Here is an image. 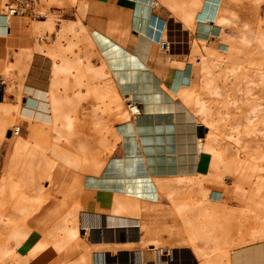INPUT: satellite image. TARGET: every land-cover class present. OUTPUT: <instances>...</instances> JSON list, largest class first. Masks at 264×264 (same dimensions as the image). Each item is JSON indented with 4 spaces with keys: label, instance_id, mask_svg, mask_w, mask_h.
Returning a JSON list of instances; mask_svg holds the SVG:
<instances>
[{
    "label": "rangeland",
    "instance_id": "374dc122",
    "mask_svg": "<svg viewBox=\"0 0 264 264\" xmlns=\"http://www.w3.org/2000/svg\"><path fill=\"white\" fill-rule=\"evenodd\" d=\"M9 1L11 0H0V11L6 7ZM84 1L35 0L33 12L12 15L11 34L7 37H0L1 101L5 104H13L17 98L18 90L19 103H21L27 96L23 85L30 69L35 68L36 72H40V74L49 70L53 78L54 63H61L63 54L70 60L81 57L80 64L68 65L65 70L69 73H71L70 70L77 73V69L81 68L80 72L83 78L80 84H76L74 75L70 74L67 81H61L62 83L59 85L62 91L66 90L71 96L75 90L83 93L87 91L83 95L85 99L82 103L86 109L90 106L87 103L88 100H93L99 104L102 113H105L106 110L113 113L114 123L124 118L121 112H125V101L118 91L116 93L114 84L108 89L99 87L91 90L87 86V82L96 83L98 79L110 80V76L105 72L100 59L89 51L91 45L87 42L83 31L87 28L84 26L86 12ZM159 2L167 7V10L173 15L172 17L178 18L180 21L183 17L186 18L193 13L195 25L201 23V20L215 24V37L220 46L211 44L212 50L207 55L211 60L203 61V76L200 72V63L194 60L196 86L189 94L186 93L185 98L191 108L198 110L197 101H201L212 109V120L215 122V126L211 127L204 123L202 137L205 138V143L208 142L216 146L222 158L219 155L215 165L208 171L204 163L203 174L195 179L192 190L188 188L178 190L174 195L176 199H173L172 202L162 195V201L165 204L163 207L154 209V207L145 206L139 211L145 212L147 216L145 223H147V227L152 228V237L158 235L166 243L169 242L171 235H177L179 239L189 236V239L194 243L201 242V238H193V235H196L201 227L200 224L213 230L219 237L220 246L194 248L195 259L199 262H206V264H223L225 262L224 254L227 255L232 248L241 243L257 241L260 236L264 237V127L259 123L256 128L262 129L263 132L252 131L247 127L245 120L240 123L239 116H237L239 112L232 104L234 97L239 99V102L240 99L245 98L242 92L247 88L245 86L252 84L250 83L252 81L255 82L252 85L255 91L259 93L264 91V0H161ZM190 11L191 13H189ZM47 19H50L52 23H42V20ZM168 24L172 28L170 22ZM195 54L197 53L195 52ZM36 59L38 61H35ZM89 59L95 65L97 64L96 69H94L95 67L91 68L94 70L92 72L87 70ZM210 66H212L211 70L208 69ZM242 70L244 71L242 72ZM237 73L238 77L236 78ZM248 74L252 77H249ZM95 76L98 79L94 78ZM244 82L246 83L244 84ZM18 84L20 87L17 89ZM218 90L224 95L229 94L225 102L218 94ZM233 92L236 93L234 97ZM118 96H121L122 99ZM195 96H197V104ZM76 105L77 103L71 102L64 106L68 112L72 113L77 111ZM118 105L120 107H117ZM248 105L249 103L245 104V106ZM4 113L2 107L0 109L1 118ZM200 117L201 114H199ZM65 119L67 127H77L78 122L70 126L68 119ZM9 125L7 124L6 128H9ZM15 126L11 128L13 129ZM58 129H63V125L59 121L54 123L53 139V129H48V142L52 146L47 154L51 159L48 164L49 177L60 176L64 170L68 171V176L63 177L62 175L59 179H49V177L13 179L16 182L14 192H9L7 197L0 201V244H9L14 253L18 251L25 255L27 250L15 247L14 239L8 237V233L11 232L9 230L18 227L30 231L32 227L41 224L43 214L48 210H50L49 213H53L54 208L63 209L68 213L75 211L79 227V207L73 197L76 192L74 186L78 187L80 182L82 186V179H70L71 168L86 170V168L84 169L85 163L90 161V155H92L90 147L97 146L98 149H102L104 146L100 141L99 131L94 127L80 128L81 131L72 140L65 138L56 140ZM21 135L24 138L28 137V133L24 129L17 136L21 138ZM87 140L89 144H87ZM114 142L113 148L115 152L119 153V143L117 140ZM2 146L3 162L7 152L4 142ZM208 146L211 150L210 157L213 159L216 153L210 144ZM113 148L101 151L102 155L106 158L109 151L114 150ZM53 149L57 156L52 155ZM205 156L207 157V155ZM221 159L222 161H220ZM208 173L209 176H207ZM78 176L82 177L79 170ZM204 177L219 179L217 184L220 180L225 184L223 188H225V198L229 206L225 207V210L216 217H204L200 211L193 208L194 203H199L205 197L202 189L197 185V182ZM204 182L207 185L212 180L204 179ZM187 192H192L193 195L191 196ZM180 203H184L185 207L180 209ZM139 211L131 213L138 216ZM7 217L11 218V223L4 222L3 219ZM186 217H192L195 221L204 220V222H200L198 226L196 223L185 221ZM56 218L59 217L50 214V220ZM38 250L41 249L37 248L36 251ZM9 261V257H7L0 261V264H10ZM41 262L43 264L45 260L42 259ZM14 264L29 263L27 258H24Z\"/></svg>",
    "mask_w": 264,
    "mask_h": 264
},
{
    "label": "crops",
    "instance_id": "0c3cea01",
    "mask_svg": "<svg viewBox=\"0 0 264 264\" xmlns=\"http://www.w3.org/2000/svg\"><path fill=\"white\" fill-rule=\"evenodd\" d=\"M159 1L161 0L84 1L86 3L84 26L87 28L83 31L87 42L91 45L89 51L100 59L105 72L110 76V80L107 79L105 81L99 80L95 76L94 78L98 79L96 83L87 82L89 89H98L99 87L108 89V87H113L114 84L116 93L118 91L106 59L102 56L101 50L98 49L100 46L93 33H91V30H98L120 42L127 50L143 59L164 82H168L170 78L176 80L177 85L173 86L176 97L191 108L187 104L185 96L187 92L189 94L196 86L194 60L200 63V72L203 76L204 62L202 57L210 54L212 50L211 44L214 45L213 41L217 40L215 27L212 23H197L195 25L192 14L186 18L183 17L182 21H180L178 18L172 17L173 15L167 10V7ZM3 11L4 9L0 11V26L2 27H0V37H7L12 32L10 26L12 16L9 18V24L7 25L8 18L7 21L1 18V14H4L1 13ZM169 22L172 28L169 27ZM42 23L51 24L52 21L47 19L42 20ZM93 39L96 43H94ZM215 44L220 46L219 42ZM204 46L206 47L205 49ZM61 56L62 62L54 63V77L52 78L49 70L47 72L44 71V75H42L44 86L49 88L47 100L48 109L53 119L52 122L46 123L40 118H32L20 113L21 107L28 100L26 99L28 98V93L24 89L26 80L23 90L27 96L21 103H19L18 90L17 98L13 104H5L0 100V109L3 107L5 111L2 118L0 114V172L3 174L0 201L4 200L9 192H14L16 182L13 179H44L49 177L48 164L51 159H49L47 154L52 146L48 142V129H53V139L54 123L59 121L63 125V129H58L56 132V140H61L62 138L72 140L75 135L79 134L80 128H83L81 121L84 119L83 115L92 109L93 104L99 107L101 116L113 120V113L108 110L105 113H101V107L93 100H88L87 103L90 106L86 109L82 103L85 99L83 95L87 91L83 93L75 90L73 96L69 95L66 90L62 91L59 85L62 83L61 81H67L70 74L74 75L76 84L82 82L83 75L80 72L81 68L77 69V73H74L73 70H70L71 73L65 70L68 65L80 64L81 57L70 60L63 54ZM87 63V70H90V72L93 70L91 68H97V64L95 65L90 59ZM61 76L63 77L61 78ZM43 78L46 79L44 80ZM19 87L20 85L18 84L17 89ZM121 96L123 97V95ZM121 96L118 97L122 99ZM196 100L197 96H195V103ZM71 102L77 103V111L75 110L72 113L68 112L64 106ZM81 105L85 108L84 112L80 111ZM117 107L120 106L118 105ZM116 109L114 110V117ZM66 113L76 121L79 119L76 128L66 126ZM7 124H10L9 128H6ZM15 125H18L21 130L24 129L28 133V137L24 138L21 135L20 138L17 136L20 133H11V127ZM90 127H94V125H90L88 129ZM87 135L90 134L87 133ZM3 142L7 153L2 162ZM208 144H210L216 155L212 160L208 159L209 157L204 158L207 171L215 165L217 158L221 155L216 146L211 143ZM96 149H98L97 146L90 147L92 152L96 151ZM52 155L57 156L54 149L52 150ZM220 158H222V155ZM85 168L86 166H84ZM78 170L82 173L81 178L78 176ZM71 171L70 179H82V186L81 182L78 187L77 185L74 186L76 192L73 197L79 207V227L75 211L74 213H68L63 209L54 208V212L49 213L50 210H48L43 214V218L40 221L41 224L32 227L30 231L18 227L9 230L11 232L8 233V237L14 239L15 247L24 248L27 252L25 255L20 254L18 251L14 253L13 248L9 244L3 243L0 244V261L9 257L10 264L18 263L20 259L24 258H27L29 264H42V259L45 260L43 264H206V262H199L195 259L193 249L220 246L219 237L214 231L200 224L204 220L195 221L192 217H186L184 220L193 222V224L196 223L198 226L200 224L202 228L198 229L193 238H201V242L194 240L196 241L194 243L189 239V236H183V238L179 239L177 235H171L167 243L158 235L152 237L151 233L153 230L150 226L147 227V223H145L147 216L145 212L139 210H142L145 206L160 209L165 205L162 197L159 201H154L112 191L87 188L86 183L84 184V175L87 169L82 171L73 167ZM67 172L65 170L60 176H68L69 173ZM209 175L208 173L207 176ZM60 176L49 177V179H59ZM204 179L212 180V182L206 185ZM218 180L204 177L197 182V185L201 184L200 188L202 187L205 197L199 203H194L193 208L200 211L204 217H216L225 210V207L229 206L225 198V188H223L225 184L221 180L217 184ZM175 184L178 190L184 187L191 190L194 186V182L185 186L179 183ZM177 189L173 195L176 194ZM211 190L222 193V199L220 201L210 199L209 192ZM187 193L191 196L193 195L192 192ZM173 195L169 198L164 194L170 202L176 199ZM173 205L175 206L174 203ZM179 207L182 209L185 204L180 203ZM138 211V216H134L131 213ZM50 214L57 215L59 218L50 220ZM3 220L6 224L12 222L10 217ZM259 240H264V237L260 236ZM236 247L232 248L227 255L224 254L225 262L223 264H233L232 252ZM37 248L41 250L36 251ZM8 253L10 254L7 255Z\"/></svg>",
    "mask_w": 264,
    "mask_h": 264
},
{
    "label": "bare ground",
    "instance_id": "6f19581e",
    "mask_svg": "<svg viewBox=\"0 0 264 264\" xmlns=\"http://www.w3.org/2000/svg\"><path fill=\"white\" fill-rule=\"evenodd\" d=\"M1 13H4L1 14L3 20L7 21L8 18V25L12 15L6 10ZM201 21L209 24L208 21ZM91 33L106 59L118 92L123 95L125 112H121L124 118L117 123L101 116L99 107L94 104L92 109L83 115L82 127L89 128L91 124L94 125L96 130L100 131V140L104 146L93 151L90 161L85 163L88 170L84 175V184L86 183L87 188L122 193L141 199L159 201L164 194L171 198L177 189L175 183L184 186L193 184L195 179L203 174L205 155L212 159L209 154L211 150L202 137L204 123L215 126L212 109L201 101H197L198 110L189 108L175 95L173 86L177 85L176 80L170 78L168 82H164L143 59L127 50L120 42L98 30H91ZM93 41L96 43L94 39ZM216 42L218 41L214 40L213 44L216 45ZM37 59L35 61H38ZM202 60L209 62L211 59L203 56ZM211 68L212 66L208 69ZM30 71L24 86L28 100L21 107L20 113L50 123L53 119L48 109L49 88L44 86L42 81L41 75L44 74L36 72L35 68ZM235 77H238V73ZM250 83L252 84L245 86L247 88L242 92L245 98L240 99V102L234 97L236 93H232V104L239 112L237 116L240 123L245 120L250 130L263 132L256 127L259 123L264 127V91H255L252 87L255 82ZM220 92L218 90L225 102L229 94ZM247 103L249 105L245 106ZM84 109L81 105L80 111L84 112ZM65 118L70 126L79 121L70 118L68 113ZM20 131L19 126L10 130L15 134ZM114 140L119 143V153L113 148ZM110 147L114 150L109 151L105 158L101 151ZM2 179L3 174L0 172V190ZM209 196L217 201L222 199V193L212 190ZM232 261L233 264H264V240L245 242L236 247L232 252Z\"/></svg>",
    "mask_w": 264,
    "mask_h": 264
},
{
    "label": "built area",
    "instance_id": "2783aa9c",
    "mask_svg": "<svg viewBox=\"0 0 264 264\" xmlns=\"http://www.w3.org/2000/svg\"><path fill=\"white\" fill-rule=\"evenodd\" d=\"M35 8V0H11L6 4L4 10L11 15H23L31 13Z\"/></svg>",
    "mask_w": 264,
    "mask_h": 264
}]
</instances>
